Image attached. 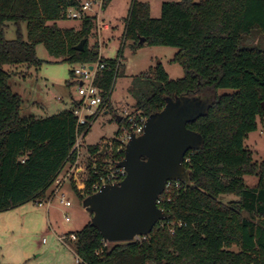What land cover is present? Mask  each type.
Returning <instances> with one entry per match:
<instances>
[{"label": "trees", "instance_id": "trees-1", "mask_svg": "<svg viewBox=\"0 0 264 264\" xmlns=\"http://www.w3.org/2000/svg\"><path fill=\"white\" fill-rule=\"evenodd\" d=\"M79 1L0 0V212L43 201L65 165L77 161V134L84 131L85 137L91 130L77 127L69 110L44 119L23 117L22 99L5 67H39L36 47L42 45L51 57L70 64L103 60L106 68L96 85L110 96L119 75L116 61L101 58L96 43L89 45L93 17L81 20L79 29L57 26L61 12ZM9 24L15 27L11 40L5 36ZM82 39L83 49L75 50ZM126 41L134 48L144 43L175 48L173 62L184 72L171 80L157 63L151 76L131 81L128 93L142 117L161 111L165 97L212 95L213 102L206 116L187 125L204 142L184 157L189 185L171 182L158 198L166 218L149 235L125 243H104L87 223L74 234L77 264H264V161L254 164L244 144L257 121L264 122V0L164 2L157 19L150 17L147 3L134 1L122 46ZM109 112L115 120L111 104ZM119 125L127 124L121 118ZM111 146L109 159L99 144L86 147L91 162L84 189L73 186L82 200L106 176L103 167L123 159L120 142ZM245 177H257L256 186H247Z\"/></svg>", "mask_w": 264, "mask_h": 264}, {"label": "rangeland", "instance_id": "rangeland-1", "mask_svg": "<svg viewBox=\"0 0 264 264\" xmlns=\"http://www.w3.org/2000/svg\"><path fill=\"white\" fill-rule=\"evenodd\" d=\"M141 2L150 5V17H160L161 5L164 2L179 0H110L98 14V19L114 29L99 31L96 29L89 38V45L97 44L99 55L105 60L116 61L119 75L115 79L112 90L111 108L117 115L126 111L137 114L133 108L134 101L128 93V87L134 78L153 73L154 67L160 63L169 79L177 80L184 76L180 65L173 62L176 49L166 46H151L144 43L140 48H134L132 41H126L122 46L124 20L128 17L132 3ZM196 2L199 0H195ZM98 13L93 7L88 15ZM81 20L61 19L57 22L60 28L79 29ZM26 37L25 25L21 26ZM7 39L15 38V27L9 24L5 31ZM36 55L42 61L39 67L25 66L18 68L5 67L12 74L13 90L21 96L24 106L21 115L31 111L39 117H48L68 111L71 100L77 97V84L73 82L71 71L75 64L51 57L42 45L36 47ZM72 85H68V83ZM41 103L42 106H35ZM121 126L113 119V113L99 117L92 125L89 133L81 144L77 165L86 168L91 162L86 147L99 144L105 146L107 159L111 156L112 141L122 142ZM252 154V162L260 165L264 161V122L257 121V130L249 133L244 142ZM107 161V160H105ZM108 162V161H107ZM70 165L64 167V172L70 170ZM86 174V175H85ZM87 173L79 176L76 182L82 187ZM249 187L256 186L257 177H245ZM74 181L65 182L63 188L54 194L47 193L41 205L28 201L15 208L0 212V264H76V256L72 251L71 234L80 231L90 222V215L82 206V199L73 190ZM75 188H77L75 186ZM53 190V189H52ZM80 189V191H82ZM70 202V207L60 203V196ZM223 197L224 201L232 200ZM49 200V201H48ZM45 201V202H44ZM67 219V220H66ZM61 238V242L58 240ZM44 239V242H43Z\"/></svg>", "mask_w": 264, "mask_h": 264}, {"label": "water", "instance_id": "water-1", "mask_svg": "<svg viewBox=\"0 0 264 264\" xmlns=\"http://www.w3.org/2000/svg\"><path fill=\"white\" fill-rule=\"evenodd\" d=\"M85 41L82 39L75 50L81 51ZM164 100L162 110L146 118L143 133L132 135L125 144L123 159L116 163L125 177L82 200L90 224L104 243L132 242L149 235L166 218L156 204L166 183L189 185L184 157L189 151L200 150L204 141L187 125L207 115L213 96L184 93ZM115 120L119 123L121 116L116 114ZM104 151L105 146L100 154Z\"/></svg>", "mask_w": 264, "mask_h": 264}, {"label": "built area", "instance_id": "built-area-1", "mask_svg": "<svg viewBox=\"0 0 264 264\" xmlns=\"http://www.w3.org/2000/svg\"><path fill=\"white\" fill-rule=\"evenodd\" d=\"M104 3L105 0H80L76 7H71L63 10L61 12V18L70 19V20H83L86 17H93L94 23L95 21H97L96 29H98L99 31H103L107 29V26L103 23L102 20L98 19V14L103 10ZM93 7L97 8L98 13H95L94 16H90L87 13ZM105 68H106L105 62L103 60H98L94 64H89V63L75 64V66L71 71L73 74L74 82L77 84V91H76L77 97L71 100V108L69 111L72 112L73 116L76 118L77 127L85 126V125H87L88 127L89 126L92 127L93 123L99 117L110 114L109 112V106L111 104L110 101L111 96L109 95L110 91L109 93L106 94V92L104 93L103 90L96 85L97 74L103 71ZM112 90L113 87L111 89V95H112ZM119 115L121 116L122 119L125 120V123L127 124L121 127V131H122L121 134L123 137H122V142H120V144L124 150L125 144L129 141L132 135L140 136L143 133L144 123L146 121V118L142 117L139 113L131 114L126 111H123V113L122 114L120 113ZM83 140H84V131L77 134L76 144L74 146V149L77 150L78 155L80 151L79 147L83 143ZM77 163L78 161H76L74 164L67 163L66 165L68 164L70 165L69 166L70 170L64 172L63 171L64 168H63V170L60 172V174L53 183L54 187L52 190L51 198L54 196V194L58 193L61 190L64 183L67 181L68 182L74 181L75 186L79 187V190L82 188L84 189L85 181L88 176V169L87 171H85L86 168L85 169L82 168L81 166L77 165ZM97 168L99 167H97V165L94 164L93 169L95 170V172ZM103 169L106 171L107 174L106 176H100L99 180L93 185L92 187L93 193L100 191L106 185H111L120 182L125 177V171L121 168H117L116 165L112 164L111 162L107 164L105 167H103ZM85 172L87 173V176L83 180L82 187H80L76 182L79 180L78 177ZM171 182L174 181H170L166 183L164 191L170 188ZM175 183L178 184L180 182H175ZM158 198L156 200L157 206L159 203ZM60 203L63 204L65 207H70V202L65 199L63 194L60 196ZM41 204L42 201L38 203V205ZM140 238L141 237L135 238L133 241H139ZM70 239L74 241L75 235L71 234ZM77 263H79L78 259H76V264Z\"/></svg>", "mask_w": 264, "mask_h": 264}, {"label": "crops", "instance_id": "crops-1", "mask_svg": "<svg viewBox=\"0 0 264 264\" xmlns=\"http://www.w3.org/2000/svg\"><path fill=\"white\" fill-rule=\"evenodd\" d=\"M110 2V1H109ZM108 2V3H109ZM149 5V4H148ZM149 7H150V5H149ZM104 23V22H103ZM105 24V23H104ZM124 24H125V20H124ZM106 26H107V29H105V30H108L109 28L108 27H110V29H114V26H111V25H108V24H105ZM21 97V96H20ZM111 98H112V95H111ZM111 98H110V101H111V105H112V107H113V103H112V100H111ZM35 106H42V104L41 103H36V105ZM23 108H24V106L22 105L21 106V112H22V110H23ZM54 115H56V114H54ZM35 117V118H38V119H44V118H47V117H42V116H38V115H35L34 113H32L31 111H26V108H25V116H23V117H26V118H28V117ZM52 116V115H51ZM49 117V116H48ZM53 185L47 190V193H51L52 192V189H53ZM63 188V187H62ZM77 189L79 190V187H77ZM58 240L61 242V238L60 237H58ZM72 251H73V247H72ZM74 252V251H73ZM77 259V258H76Z\"/></svg>", "mask_w": 264, "mask_h": 264}]
</instances>
